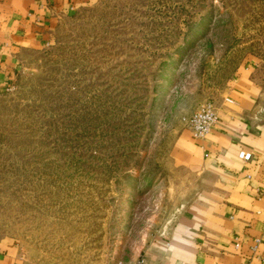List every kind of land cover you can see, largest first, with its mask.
<instances>
[{"label":"rangeland","instance_id":"1","mask_svg":"<svg viewBox=\"0 0 264 264\" xmlns=\"http://www.w3.org/2000/svg\"><path fill=\"white\" fill-rule=\"evenodd\" d=\"M253 61L264 84V0H90L62 16L0 92V242L18 239L23 264L144 254L219 190L176 148Z\"/></svg>","mask_w":264,"mask_h":264},{"label":"crops","instance_id":"2","mask_svg":"<svg viewBox=\"0 0 264 264\" xmlns=\"http://www.w3.org/2000/svg\"><path fill=\"white\" fill-rule=\"evenodd\" d=\"M88 1L0 0V92L19 70L23 49L42 42L62 16ZM257 65H245L215 103L218 121L206 138L188 129L181 135L177 156L214 175L219 190L189 204L140 246L153 263L264 264V84L252 76ZM241 151L251 158H241ZM255 237L263 241L254 254ZM0 264H23L18 239L0 242Z\"/></svg>","mask_w":264,"mask_h":264},{"label":"built area","instance_id":"3","mask_svg":"<svg viewBox=\"0 0 264 264\" xmlns=\"http://www.w3.org/2000/svg\"><path fill=\"white\" fill-rule=\"evenodd\" d=\"M218 121V111L216 104L211 100L202 102L197 111L190 117L186 118V127L194 138L203 139L214 129ZM252 154L241 151L240 157L246 160L251 158ZM262 237H255L251 249L253 253H257L262 244ZM239 246V244H237ZM134 264H155L145 254L138 256Z\"/></svg>","mask_w":264,"mask_h":264}]
</instances>
